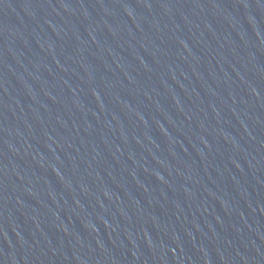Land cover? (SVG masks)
I'll return each instance as SVG.
<instances>
[{"label":"water","instance_id":"obj_1","mask_svg":"<svg viewBox=\"0 0 264 264\" xmlns=\"http://www.w3.org/2000/svg\"><path fill=\"white\" fill-rule=\"evenodd\" d=\"M0 264H264V0H0Z\"/></svg>","mask_w":264,"mask_h":264}]
</instances>
